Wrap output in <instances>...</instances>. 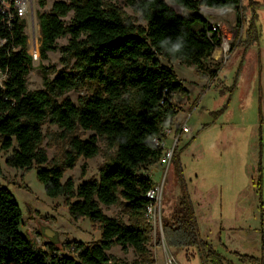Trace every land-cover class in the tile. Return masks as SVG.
I'll use <instances>...</instances> for the list:
<instances>
[{"label": "trees", "instance_id": "1", "mask_svg": "<svg viewBox=\"0 0 264 264\" xmlns=\"http://www.w3.org/2000/svg\"><path fill=\"white\" fill-rule=\"evenodd\" d=\"M47 1L38 3L45 7ZM170 1L184 12L167 0H127L145 21L136 24L111 0H55L50 11L39 14L40 60L59 49L63 60L73 58L75 62L73 70L59 71L52 79L44 75L43 88L38 90L28 89L27 77L34 62L21 31L15 30V42H6L0 49V64L8 71L0 87V147L11 150L7 164L20 169L36 167L49 196H63L75 219L86 217L101 227L98 241L65 243L70 252L59 253L52 242L47 243V249L37 248L20 229L23 213L19 203L8 188L0 187V264H131L112 259L108 250L115 245L124 250L132 247L150 262L153 226L147 212L152 200L147 193L155 181L148 171L163 153L155 138H161L164 128L177 122L179 108L172 95L186 91L172 65L162 59L193 65L212 80L221 68V61L210 62L222 34L201 8L234 9L238 23L242 22V0ZM255 9L244 42L246 51L258 38ZM62 37H67V44L58 48ZM177 40L184 46L172 54L169 49ZM242 67L243 63L232 89ZM87 84L94 86L93 93L80 104L69 97L59 100ZM46 122L68 133L81 128L92 134L88 139L73 135L65 160L50 163L42 145ZM100 140L108 155L99 177L77 186L72 178L63 181L65 170L73 168L81 156L99 153ZM182 152L183 148L176 146L172 158L180 194L171 215L163 217L166 244L169 249H196L201 264H236L201 236ZM102 205H122L128 222L106 214ZM162 243V235L157 234L156 245ZM262 244L260 257L238 251L233 254L241 264H264V235Z\"/></svg>", "mask_w": 264, "mask_h": 264}, {"label": "rangeland", "instance_id": "2", "mask_svg": "<svg viewBox=\"0 0 264 264\" xmlns=\"http://www.w3.org/2000/svg\"><path fill=\"white\" fill-rule=\"evenodd\" d=\"M54 1L48 0L45 7H40L38 0H35V17L39 24L40 12L50 11ZM167 1L178 12H184L179 5ZM111 2L136 24H145L127 0ZM253 7H256L255 12L258 14V38L246 51L244 42L253 17ZM201 13L218 27L222 43L228 47L226 52L220 45L210 62L221 61L218 76L211 80L193 65L162 59L164 64L172 65L186 89L185 92L178 91L172 95L173 102L179 108L176 121H182L184 116L192 112L188 121L191 132L183 134L179 144L183 148L181 161L192 199L196 201L197 213H200L198 220L201 233L215 243L220 252L228 253L234 260H237V256L232 254L233 251L260 256L264 235V0H242L241 23L237 21V11L231 8L203 6ZM70 17L71 14L66 20L69 21ZM66 44L67 37L58 40V48ZM74 62L73 58L63 60L59 49L48 52V58L39 60L29 73L28 89L43 88L44 75L52 79L59 71H71ZM242 63L236 86L232 89ZM40 65L48 69H42ZM93 89L94 86L87 84L66 92L59 100L69 97L80 104L92 95ZM225 105L226 109L220 113L219 110ZM43 131L45 137L42 145L50 163L65 160L73 135L88 139L92 134L81 128L68 133L49 122L44 124ZM172 142V139H167L168 146ZM99 145L100 151L96 156H81L73 168L66 169L63 181L72 178L77 186L84 180L98 178L99 169L108 155L103 140L99 141ZM10 153L11 150L0 147V187L8 188L19 203L23 213L20 229L37 248L47 249V243L52 242L59 251L67 252L68 248L64 246L67 242L89 243L101 239L99 223L86 217L75 219L63 196L52 197L46 193L36 167L20 169L7 164L6 158ZM148 172L155 182H160L164 173L157 165ZM163 191V204L150 217L153 226V239L148 245L150 262L132 247L124 250L120 245L108 250L112 259L131 264H165L169 253L178 264H201L196 249H169L163 235V217L171 215L180 194L173 166L167 174ZM102 208L106 214L128 222V215L122 205H102ZM47 227L55 231L52 238L44 235ZM205 229H209L207 234ZM157 234L162 235L161 246L156 245ZM220 241L227 245L229 251L218 246Z\"/></svg>", "mask_w": 264, "mask_h": 264}, {"label": "built area", "instance_id": "3", "mask_svg": "<svg viewBox=\"0 0 264 264\" xmlns=\"http://www.w3.org/2000/svg\"><path fill=\"white\" fill-rule=\"evenodd\" d=\"M35 0H0V49L6 42H15V30L21 31V34L25 36L27 42V51L32 56L34 65L40 60V46L39 42H42L41 25L36 21L35 17ZM214 29L217 28L214 25ZM41 38V39H40ZM223 49L227 52L223 43L221 44ZM8 76V71L0 64V87L4 85V80ZM192 112H189L182 121L176 122L173 125L166 126L163 130V136L161 138H155L156 144L163 148V153L159 161V165L163 170V177L160 182H155V185L147 193V197L152 200V204L148 207L147 217L150 223V217L152 212L158 209L163 204V188L167 174L172 166V158L174 155L175 147L179 145L181 137L185 133L191 132V128L188 126L189 118ZM172 139L171 146L167 145V139ZM150 176L151 173H149ZM67 249V252H70ZM61 253V251H58ZM165 264H178L176 258L167 253Z\"/></svg>", "mask_w": 264, "mask_h": 264}, {"label": "crops", "instance_id": "4", "mask_svg": "<svg viewBox=\"0 0 264 264\" xmlns=\"http://www.w3.org/2000/svg\"><path fill=\"white\" fill-rule=\"evenodd\" d=\"M190 133V132H189ZM189 133H185V135L186 134H189ZM181 140H182V138H181ZM181 140H180V142H181ZM180 142H179V144H180ZM189 144V142L187 143V145ZM179 146V145H178ZM180 147V146H179ZM181 148V147H180ZM183 153V152H182ZM182 153H181V155H182ZM183 164V163H182ZM157 166H159L160 167V169H161V166L159 165V164H156ZM156 165H154V166H156ZM153 167V166H152ZM184 173H185V171H184ZM186 177V176H185ZM189 190H190V187H189ZM190 195H191V192H190ZM191 198H192V195H191ZM193 200V199H192ZM196 201H194L193 200V203H194V206H195V209H196V203H195ZM196 214H197V220H198V214H199V216H200V213H197V209H196ZM198 225H200V223H199V220H198ZM199 229H200V226H199ZM209 230V229H208ZM208 230H204V232L207 234L208 233ZM200 233H201V231H200ZM201 236L207 241V242H209V243H211L215 248H216V246H215V243H212L210 240H208L207 238H206V236H204L202 233H201ZM218 246L220 247V248H223V249H225L226 251H227V249H228V251H229V248L227 247V245L225 244V243H223V242H219V244H218ZM218 249V248H217ZM219 250V249H218ZM220 251V250H219ZM239 252V251H238ZM222 253V252H221ZM223 254V253H222ZM228 253H226V254H223V255H225L228 259H230V260H232L234 263H236V264H241L240 262H239V259H238V257H237V260H234L233 258H231V256L229 255H227ZM232 254H233V252H232ZM262 254V253H261ZM233 255H235V254H233ZM253 255V254H252ZM236 256V255H235ZM256 256V255H255ZM261 256V255H260ZM260 256H258V257H260Z\"/></svg>", "mask_w": 264, "mask_h": 264}, {"label": "clouds", "instance_id": "5", "mask_svg": "<svg viewBox=\"0 0 264 264\" xmlns=\"http://www.w3.org/2000/svg\"><path fill=\"white\" fill-rule=\"evenodd\" d=\"M183 41L182 40H177L175 43H173L171 45V48L169 49V51L172 53V54H175V53H178L181 51L182 47H183Z\"/></svg>", "mask_w": 264, "mask_h": 264}, {"label": "water", "instance_id": "6", "mask_svg": "<svg viewBox=\"0 0 264 264\" xmlns=\"http://www.w3.org/2000/svg\"><path fill=\"white\" fill-rule=\"evenodd\" d=\"M44 235L49 237V238H52L53 236H55V231L53 229L47 227L44 229Z\"/></svg>", "mask_w": 264, "mask_h": 264}]
</instances>
